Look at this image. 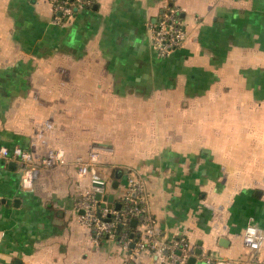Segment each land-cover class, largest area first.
I'll return each instance as SVG.
<instances>
[{
  "label": "crops",
  "instance_id": "obj_1",
  "mask_svg": "<svg viewBox=\"0 0 264 264\" xmlns=\"http://www.w3.org/2000/svg\"><path fill=\"white\" fill-rule=\"evenodd\" d=\"M164 6L186 37L158 58ZM1 147L64 157L32 191L0 158V264H162L78 223L75 159L92 149L111 210L133 175L159 239L244 260L249 219L264 229V0H88L61 26L49 0H0Z\"/></svg>",
  "mask_w": 264,
  "mask_h": 264
},
{
  "label": "built area",
  "instance_id": "obj_2",
  "mask_svg": "<svg viewBox=\"0 0 264 264\" xmlns=\"http://www.w3.org/2000/svg\"><path fill=\"white\" fill-rule=\"evenodd\" d=\"M53 22L61 26L73 14V7H82L88 0H49ZM76 3V4H75ZM150 43L158 58H165L180 49L185 40V32L177 19L176 11L164 6L154 23L148 26ZM64 151L61 148L49 149L40 165H34L32 155L21 149L13 147L0 148V158L16 161L21 170L20 185L25 191H32L33 180L38 169H50L62 162ZM98 153L92 149L85 158L75 159L76 172L81 178H87L89 186L84 189L76 200L75 211L78 212L77 221L90 230L94 241L102 236L114 237L118 244L128 249L133 245L135 255L149 252L162 264H187L193 257L199 259L201 264H264L261 249L264 246V229L257 227L250 218L241 234V244L246 250L244 260L224 259L215 254H195V249L185 237H178L164 241L157 237L153 218L147 210V194L143 183L133 175L127 176L126 185L120 198L118 210H111L105 206V201L95 199L107 195L108 181L97 172ZM98 213V215H97ZM134 219L140 238H130L129 233L120 231L116 233L118 223L124 225L127 220Z\"/></svg>",
  "mask_w": 264,
  "mask_h": 264
},
{
  "label": "water",
  "instance_id": "obj_3",
  "mask_svg": "<svg viewBox=\"0 0 264 264\" xmlns=\"http://www.w3.org/2000/svg\"><path fill=\"white\" fill-rule=\"evenodd\" d=\"M120 175H119V173L117 172V174H116V177H119ZM117 186V183L116 182H114V183H112V185H111V187H113V188H115ZM112 195H105V196H102V197H100V195H98V194H96L95 195V199H97V200H99V199H101V200H103V201H105V202H107L108 204H107V208H111V203H112ZM115 207H116V210H118L119 209V204H115ZM97 215H98V213H97ZM129 225H130V227H135V225H136V221L134 220V219H131L130 221H129ZM129 237L130 238H132L133 237V234H129ZM130 248H133V245L131 244L130 245ZM199 250L197 249V250H195V254H199ZM188 262L190 263V264H193V262H194V258L193 257H191L189 260H188Z\"/></svg>",
  "mask_w": 264,
  "mask_h": 264
},
{
  "label": "trees",
  "instance_id": "obj_4",
  "mask_svg": "<svg viewBox=\"0 0 264 264\" xmlns=\"http://www.w3.org/2000/svg\"><path fill=\"white\" fill-rule=\"evenodd\" d=\"M121 223H118L117 224V226H116V233L118 234L122 229H124V230H127V231H129V233H130V231H131V227H130V225H129V220H127L125 223H124V225H120ZM125 227V228H124ZM128 229H130V230H128Z\"/></svg>",
  "mask_w": 264,
  "mask_h": 264
}]
</instances>
